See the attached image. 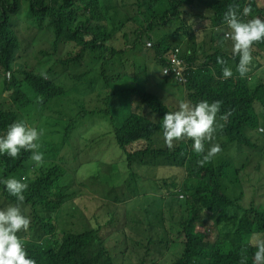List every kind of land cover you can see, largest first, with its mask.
Returning <instances> with one entry per match:
<instances>
[{
    "label": "clouds",
    "instance_id": "9594fccd",
    "mask_svg": "<svg viewBox=\"0 0 264 264\" xmlns=\"http://www.w3.org/2000/svg\"><path fill=\"white\" fill-rule=\"evenodd\" d=\"M209 1L0 0V264L94 230L48 177L116 207L76 264H264L261 0Z\"/></svg>",
    "mask_w": 264,
    "mask_h": 264
},
{
    "label": "trees",
    "instance_id": "16d2710c",
    "mask_svg": "<svg viewBox=\"0 0 264 264\" xmlns=\"http://www.w3.org/2000/svg\"><path fill=\"white\" fill-rule=\"evenodd\" d=\"M202 1L206 7H210L211 3L209 0ZM253 17H259L264 20L263 3L258 2L251 15V18ZM254 58L256 60V64L250 68L251 70L247 73L246 77L242 79V84L245 87L254 85L264 76V67L260 66L264 63V53L257 54ZM222 67L223 66H220L216 73L224 79L222 75ZM232 72L234 74L233 70ZM89 115V109L79 113V117L83 122V139L88 138L95 132V128H92L87 121ZM50 189L67 191L71 195L70 209L73 214L89 216L97 221L94 230L91 231L87 237L71 238L65 243L67 249L66 264H76L82 258L84 245L87 244L91 238L99 236L105 230L109 216L115 211V204L111 201L103 199L100 196L92 195L78 181L68 179L63 180L56 177H48L28 186L27 191L24 193L25 199L28 196L42 193ZM0 197L10 204L17 203L15 197L9 195L8 192L5 193L4 191H0ZM99 219H101V222H98ZM127 233L131 237H136L137 230L134 227H130L127 230ZM136 257L140 264H151L146 260H141L138 252L136 253Z\"/></svg>",
    "mask_w": 264,
    "mask_h": 264
},
{
    "label": "rangeland",
    "instance_id": "374dc122",
    "mask_svg": "<svg viewBox=\"0 0 264 264\" xmlns=\"http://www.w3.org/2000/svg\"><path fill=\"white\" fill-rule=\"evenodd\" d=\"M260 2L263 3L262 0ZM263 6H264V3H263Z\"/></svg>",
    "mask_w": 264,
    "mask_h": 264
}]
</instances>
